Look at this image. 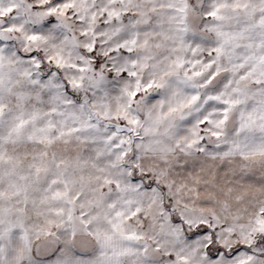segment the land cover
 <instances>
[{
    "label": "snow or ice",
    "instance_id": "obj_1",
    "mask_svg": "<svg viewBox=\"0 0 264 264\" xmlns=\"http://www.w3.org/2000/svg\"><path fill=\"white\" fill-rule=\"evenodd\" d=\"M0 264H264V0H0Z\"/></svg>",
    "mask_w": 264,
    "mask_h": 264
}]
</instances>
